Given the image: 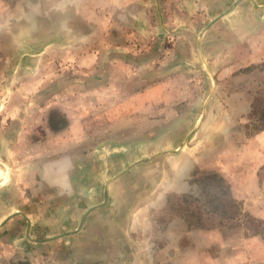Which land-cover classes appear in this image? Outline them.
I'll return each mask as SVG.
<instances>
[{
	"label": "rangeland",
	"instance_id": "374dc122",
	"mask_svg": "<svg viewBox=\"0 0 264 264\" xmlns=\"http://www.w3.org/2000/svg\"><path fill=\"white\" fill-rule=\"evenodd\" d=\"M236 7L244 25L237 44L222 49L223 60L217 46L205 58L202 32ZM212 13L192 48L202 65L149 78L141 63L126 74L124 54L165 49L152 43L161 30L154 20L127 44L81 43V0H0V190H10L7 200L0 192V214L21 196L52 194L59 202L57 188L46 185L51 176L33 171L67 152L81 151L86 194L97 199L54 205L52 217L32 225L23 213L29 205L18 202L21 211L0 222L8 226L0 230V264H264V0H227ZM160 79L166 89L151 91L139 110L109 115V101ZM67 130L81 134L62 150ZM26 167L31 174L23 175ZM38 206L42 215V199ZM105 207L115 245L92 246L100 259L75 245L89 215ZM16 215L22 221L14 231Z\"/></svg>",
	"mask_w": 264,
	"mask_h": 264
},
{
	"label": "crops",
	"instance_id": "0c3cea01",
	"mask_svg": "<svg viewBox=\"0 0 264 264\" xmlns=\"http://www.w3.org/2000/svg\"><path fill=\"white\" fill-rule=\"evenodd\" d=\"M225 1L227 0H161V2L153 0V2H150L151 4H149L148 0H116L117 3L115 0H110V2L105 4L106 6L103 7V5L100 3V0H81V43L110 41V43L114 42L119 44H127L128 41H131L132 38L135 37V35H133L134 30L139 29L143 32L144 29H147V27L151 25V21L154 20V23L159 25L161 30H159L158 35L155 34V38L153 36L154 39L152 40V43L160 44V42H165V49L162 50L149 48L139 54H136V56L131 54V51L125 52V73L127 74V69L129 67H133V64L138 65L141 63L142 72L140 73H142L144 76L153 78L154 76H160L161 74V76L168 75L169 77L167 78H173L176 75V72L179 70L189 71L191 68L188 66L193 68V70L190 71L193 72L195 68H198L199 61L200 65H202L200 57L195 53V50L192 49L193 44H195V39L197 40L198 29L200 27L202 28L208 22V20H210L215 15L212 13V10L217 8L220 10L224 6ZM90 6L95 8L89 9ZM105 10H107V14L105 13ZM240 10L241 9L239 7H236L233 11L231 10L232 12L230 11L225 16L216 19L202 32L201 43L206 54L205 58H210L208 56V48L217 46V48L221 47V53H219L218 59L223 60L228 56V53L226 51L222 52V49L227 45L229 46L232 44L231 46L234 47V45L237 44L238 39H236V37H239V34L243 33L244 31L243 28H239V26H244L240 23L242 18H238L237 15ZM106 25H108V27H106ZM103 26L106 27L107 30V32L104 30V34L103 30H101ZM86 28H88V30L89 28L92 30V35H89L91 34V31L89 34H87ZM231 34L233 36H231ZM140 35H142L141 38H139L140 36L138 35L137 37L143 42V33ZM105 36H109L110 38L107 39ZM161 37L163 38L161 39ZM224 38H229L228 44L223 41ZM230 39H233V41L231 42ZM48 42H52V39ZM153 47H155V45ZM161 47L162 45H160V48ZM99 55H101V51L98 54L94 53L93 57L96 58L99 57ZM126 57H129L131 61H129ZM152 64L153 66L157 64L155 67H153L155 70L150 67ZM127 79L128 78L126 77V80ZM139 83L140 85L143 84L142 81ZM155 83L156 85L150 87H141L138 93H131L127 96L125 95L126 97H124L119 102H114V104L110 105L109 101L107 103L108 107H110V110H108L109 115L112 114L116 117L119 111L132 113L135 110H139L140 107L145 105V101L147 97L149 98L151 91H160L161 89H166L165 85L167 81L165 79H160L159 82L156 81ZM180 84L186 86L187 82L178 83V86H180ZM94 89L93 92L95 91ZM124 89L125 88H123V90ZM116 90L119 89H113V91ZM90 91L91 89L88 90L87 93H90ZM94 93L97 92L95 91ZM100 94L101 93H99V95ZM99 95L98 98L101 99ZM94 102L95 104H98V100H94ZM196 106V103L190 104L189 108L191 107V112L192 107L194 108ZM68 110L69 109H67V111ZM71 113H67V115L69 116ZM89 121L90 120L87 119L79 124L83 123V125H85L84 123ZM80 134L81 131H63L60 138L62 140L68 141L63 142L62 145L70 144L69 140ZM0 137L4 138L2 133L0 134ZM66 147H69V145L63 146L62 150L67 149ZM72 154L73 155L71 157L70 153L67 152L66 154L62 155L60 160L54 162L47 161L46 163L43 161L41 164L42 167L36 164L37 168L33 171H40L42 176L44 172H47V174L51 176L50 181H47L48 183L46 185H51L57 188L56 190H58V194L61 195L58 198L59 202L52 199V194L49 195L51 198H41L44 201L46 208L43 210L44 212H40L42 215H37L39 212L37 207H39L38 204L41 202V199L39 200L33 195H29L24 199V201L22 200L21 196L20 198H17L19 201H13L15 206L0 214V222H2V220L5 219L7 215L21 211V207L24 206L17 205L18 202L21 201H24V203L29 205V209L23 211V213L29 220L30 225L33 224V220L36 222L38 218L52 217L51 211L54 209V205H62L61 207H63V205L71 203L74 199L83 201L84 204L87 205L97 202L95 197L96 194L91 196L86 194V186L88 185L85 181V167L87 165L81 163V151L80 153L76 152V154ZM22 168L23 167L21 166L18 169V172ZM97 169L100 170L101 168H95V170ZM27 170L29 174L32 173L31 170H29V167H26L23 175L27 173ZM2 182H4V179H0V187L3 185L6 186V184H1ZM15 185L16 183L14 182L11 184V190H15L14 193H16V190H19L16 189ZM7 191L5 192L3 188L0 190L3 200H7ZM31 193L34 194L33 190H31ZM55 197H58V195H55ZM83 208L84 207L81 206V210ZM42 209H44V207ZM105 210H107L105 214H97V212H92L89 215L84 227L81 229L82 235L81 231L79 233L81 239L75 245L78 246L80 250L81 246H87L88 252H91L100 259H103L104 257L96 255L100 254V252L93 251L91 249L92 246H107L109 243H111L112 246L115 245V243H113V240L115 239V230L112 227V216L108 214V208L105 207ZM10 220L13 221L12 223L14 226V231H17V229L21 227L20 223L22 221V216L16 215L10 218ZM6 228H8V226H5L4 224L0 230L4 233ZM36 228L37 227H35V229Z\"/></svg>",
	"mask_w": 264,
	"mask_h": 264
},
{
	"label": "trees",
	"instance_id": "16d2710c",
	"mask_svg": "<svg viewBox=\"0 0 264 264\" xmlns=\"http://www.w3.org/2000/svg\"><path fill=\"white\" fill-rule=\"evenodd\" d=\"M221 196H222V197H217V198H215V199L213 198V200H211V204H210V205L221 203L220 200H223V193H222ZM229 201H230V200H226V198H225V196H224V202H226V204H229V203H228ZM211 212H212V210H211ZM226 215H228V214H226Z\"/></svg>",
	"mask_w": 264,
	"mask_h": 264
},
{
	"label": "water",
	"instance_id": "95a60500",
	"mask_svg": "<svg viewBox=\"0 0 264 264\" xmlns=\"http://www.w3.org/2000/svg\"><path fill=\"white\" fill-rule=\"evenodd\" d=\"M104 200H105V197L103 198V201H104ZM82 219H83V216H82L81 219H80V222H79V224H78V227H79V225L81 224ZM27 226H28V222H27Z\"/></svg>",
	"mask_w": 264,
	"mask_h": 264
}]
</instances>
